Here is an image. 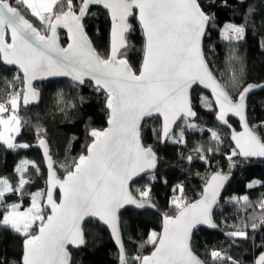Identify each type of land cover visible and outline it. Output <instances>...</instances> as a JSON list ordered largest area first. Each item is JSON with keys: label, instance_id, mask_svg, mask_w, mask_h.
Masks as SVG:
<instances>
[{"label": "snow or ice", "instance_id": "snow-or-ice-1", "mask_svg": "<svg viewBox=\"0 0 264 264\" xmlns=\"http://www.w3.org/2000/svg\"><path fill=\"white\" fill-rule=\"evenodd\" d=\"M20 6L40 21L43 32L21 13ZM93 6L105 10L111 21V50L107 58L95 51L85 32L86 16L95 15L91 11ZM224 6H227L226 0ZM253 12L254 9L249 7L246 18ZM130 18L137 21L144 39L143 59L138 70H133L127 59L118 58L122 55L120 50L128 47L126 34L134 30ZM214 20L215 16L206 13L199 0H0V62L18 66L22 71L27 89L24 103H29V97L38 98L39 93L32 88V81L37 78L71 77L82 85L88 77L95 82L96 91L105 93L109 110V126L89 132L92 142L86 146L87 153L74 158L71 165L61 166L66 172L63 179L57 177L47 141L39 138L43 130L37 128L39 146L43 148L48 164V187L31 194V206L26 210H20L21 203L8 204L6 194H16L22 200L25 185L31 183L23 175L30 162L22 160L17 166L16 171L21 174L17 184L13 185L8 178H0V209H3L0 227L10 228L24 237L19 264H72L68 246L85 244L81 227L85 217H98L111 230L118 246L119 264H204L193 252L192 232L200 224L216 227L211 217L212 207L217 203L219 189L227 176L212 175L201 198L194 203L184 200L183 185L173 189L180 193L170 201L176 214H165L162 231L149 234L146 243L153 248L150 255L128 256L118 213L129 204L137 208L154 207L150 203L151 188L137 189V195L129 188L134 177L157 165L153 148L142 143L141 122L154 115L163 117L157 139L161 142L171 139V125L178 118L196 116L190 96L194 84L211 88L220 122L231 128L227 119L229 114L240 120L243 131H232L235 148L228 156L232 166L236 165L232 157L237 155L264 157V139L249 126L245 114L246 94L252 86L245 88L234 100L227 88L238 83L235 75L229 84L222 85L205 59L202 39L207 29L214 26ZM58 28L67 29V47L59 44ZM245 33V25L228 23L221 35L228 41H241ZM6 37H10V42ZM261 46L264 47V42ZM229 59L236 61L239 58L233 53ZM19 99L20 93L16 92L6 102H0V114L10 109L12 112L7 118L0 116V142L10 150L30 147L26 143H15L12 135L21 129V119L16 112ZM80 99L84 100L83 97ZM202 99L211 107L207 98ZM187 127L195 128L196 125L187 124ZM210 132L216 147L206 151L213 152L218 150L222 138L216 131ZM173 142H183V130L180 139ZM196 151L200 153L199 158L207 162L205 150L197 148ZM192 159V156L188 157L189 162ZM33 167L36 168L34 163ZM257 183L248 187H255ZM56 188L61 193L59 203L54 199ZM44 199L47 201L44 207H50L51 215H46L43 210L41 202ZM232 199L237 203H250L247 196ZM258 204L264 213V199ZM260 223L264 224V217ZM257 227L252 224L253 229ZM228 235L247 238L246 231ZM210 258L213 264L224 260L238 264L216 250L210 252ZM255 264H264V253Z\"/></svg>", "mask_w": 264, "mask_h": 264}, {"label": "trees", "instance_id": "trees-1", "mask_svg": "<svg viewBox=\"0 0 264 264\" xmlns=\"http://www.w3.org/2000/svg\"><path fill=\"white\" fill-rule=\"evenodd\" d=\"M206 13L213 14L214 26L208 28L203 43L205 58L216 77L223 85L229 84L233 75L238 82L235 87L227 90L235 100L240 92L249 84L264 83V0H199ZM251 7L254 12L246 18L247 9ZM22 14L33 23L41 32L44 31L40 21L26 13L20 6ZM95 15L86 16L85 29L98 53L107 58L110 52L111 24L105 10L100 7L91 8ZM133 31L127 35L128 47L120 56L125 58L138 70L143 59L144 39L139 24L132 19ZM232 23L245 25V37L241 41H228L222 38L225 24ZM61 42L64 46L67 39L61 33ZM239 59L232 61L231 54ZM19 77V79H15ZM41 92V103L38 107H25L21 103L23 94V81L21 75L14 68L4 66L0 62V102H6L11 94L20 93L19 118L21 130L15 143H26V149L10 150L0 143V178H8L15 185L19 181L17 166L22 160H31L35 163L28 167L24 175L31 180L25 185V191H45L47 174L40 152L34 148L39 138L46 139L51 148V154L56 164L58 175H66L62 165H71L74 158L86 154V146L92 142L89 132L92 129L102 130L107 125L109 112L105 104V93L98 92L90 83L77 85L66 80L48 81L37 85ZM81 97L84 98L81 101ZM202 98L211 102V107L204 104ZM192 100L197 112L194 122L182 120L171 139L166 143L157 139L161 132V121L158 118L145 122L142 128V139L145 146H151L160 157L157 172L148 175L132 185V192L151 188L150 202L156 211L146 210L138 212L133 209L125 210L121 214L122 233L124 245L128 256L138 254L149 255L153 250L146 241L151 232H161L163 216L175 215L176 211L170 201L173 196L180 193L173 192L177 185H183V197L188 203L198 200L203 192L209 177L216 173H229L234 180L223 194L221 203L217 207L214 219L220 230L211 232L203 228L195 232L192 241L194 252L206 264H213L210 252L220 251L223 256H230L238 264H255L259 255L264 253V217L258 202L264 199V162L260 160L241 159L239 155L232 157L236 162L233 167L228 156L234 149L230 141V131L220 126L216 121L217 110L211 98L195 87L192 91ZM248 120L253 130L264 139V90L252 95L248 101ZM182 123V125H181ZM229 123L236 130L239 124L234 119ZM195 124V128L187 127ZM43 130L37 136V128ZM183 130L184 142L174 143L180 139ZM216 131L222 138L218 150L206 151L209 147H216L211 138V132ZM197 148H203L207 162L199 158ZM193 159L189 162L188 157ZM155 176V179H150ZM259 182L255 187L248 185ZM247 196L250 203L235 202L233 197ZM58 199V195H57ZM18 201L24 202V207L31 204L30 196L6 194L8 204ZM47 214L46 210H44ZM3 209H0L2 214ZM257 224L256 229L252 224ZM35 228V226H34ZM246 231L247 238L231 237L232 232ZM85 247L72 251V264H119L116 250L108 230L95 221L85 224ZM24 237L14 233L10 228L0 227V264H19L23 253ZM143 245V247H141ZM219 264H229L227 260Z\"/></svg>", "mask_w": 264, "mask_h": 264}, {"label": "water", "instance_id": "water-1", "mask_svg": "<svg viewBox=\"0 0 264 264\" xmlns=\"http://www.w3.org/2000/svg\"><path fill=\"white\" fill-rule=\"evenodd\" d=\"M95 7H99V6H93L92 8H95ZM109 20H110V18H109ZM131 20H132V18H130V21H131ZM110 24H111V21H110ZM207 31H208V29H207ZM207 31H206V34H207ZM85 32H86V29H85ZM57 33H58V36H59V44H60V46H61V47H67V44H68V42H69L68 39H67V29H64V28H58V29H57ZM61 33L64 34V35L66 36V39H67V44H66V46H64V45L62 44V42H61ZM86 33H87V32H86ZM48 34L50 35V33H48ZM128 34H129V33H128ZM128 34H126V40H127V35H128ZM206 34H205V36H206ZM87 36H88V34H87ZM205 36H204L203 39H202V48H203V43H204ZM88 38H89V40L91 41V39H90L89 36H88ZM6 39L8 40V42H10V37H6ZM127 44H128V41H127ZM91 45H92V47L95 49V51L98 53V51H97L96 48L94 47L92 41H91ZM110 50H111V29H110ZM124 50H125V49H121V50H120L121 54L123 53ZM203 52H204V50H203ZM98 54H99V53H98ZM109 54H110V52H109ZM99 55H100V54H99ZM100 56H101V55H100ZM120 56H121V55H120ZM120 56H118V58H121ZM204 56H205V55H204ZM101 57H102V56H101ZM205 59H206V58H205ZM206 61H207V60H206ZM1 63H2V62H1ZM2 64H3V63H2ZM3 65H4V64H3ZM4 66L9 67V68H14L15 70H17L18 73L21 75V78H22V81H23V73H22V71L19 70L18 66H15V65H4ZM208 66H209V64H208ZM209 69L211 70L210 66H209ZM211 72H212L213 76L217 79V81H218L219 83H221L220 80L216 77V75L213 73L212 70H211ZM84 79H85V83H90V84H92V85L94 86V88H95V82H94V81H91L88 77H85ZM59 80H66V81L73 82V83H75V84H77V85H81V84H78L77 82H74V81L71 79V77H64V76H56V77H52V76H49V77H45V78H37V79H35V80L32 81V88L35 89V90L39 93V96H38L37 99H33V98L29 97V103H28V104H25V103H24V100H23V96H24L25 91H27V89H26V86H25L24 81H23V94H22V97H21V103H22V105L25 106V107H38V106L40 105V103H41V92H40V90L37 88V85H38V84H41V83L48 82V81H59ZM221 84H222V83H221ZM82 85H83V84H82ZM222 85H223V84H222ZM249 85H251L252 87H251L250 91L246 94V110H245V114H246L247 120H248V101H249L250 97H251L252 95H254V94H256V93H259V92H261V91L264 90V83H262V84H254V83H252V84H249ZM249 85H247L245 88H247ZM195 87H198L201 91H203L204 93H206V94L211 98V100H212V102H213V104H214V106H215V108H216V110H217V113H218V110H219V109H218V106L214 103L215 97H214V95H213V93H212L211 88H206L203 84H194V85L192 86V88L190 89V96H191V98H192V91H193V89H194ZM245 88H244V89H245ZM244 89H243L241 92H243ZM227 91H228V90H227ZM241 92H240V93H241ZM228 93H229V92H228ZM229 95H230V93H229ZM230 96H231V95H230ZM238 96H239V95H238ZM192 105H193V111L196 112V110H195V108H194L193 100H192ZM107 110H108V109H107ZM108 112H109V110H108ZM197 116H198V115H197V112H196V116H195V117H188V118L180 117V118H178V119L176 120V122H175L174 124L171 125L170 137H171V135H173V134L175 133V131H176V129H177V126L180 124V122H181L182 120L185 119V120H187V121H189V122H194V121H196ZM155 118H158V119L161 121V130H162L163 117H160V116H156V115H154L152 118H146L144 121L141 122V125H142V126H141V138H142V128H143L145 122H147V121H149V120H151V119H155ZM227 119H228V122H229L230 119H234L235 121H237L238 124H239V130H236V129H235L234 127H232V126H231V128H229L228 126L224 125L222 122H220V121L217 119V115H216V121H217V123H218L220 126L227 128V129L230 131V141H231V143L233 144V146H234V148H235V142H234V141L232 140V138H231V137H232V131L235 130L236 132H240V131H243V128H242V126H241V123H240V120H239L238 117L233 116L232 114H229L228 117H227ZM229 124H230V123H229ZM248 124H249V120H248ZM108 126H109V125H108V120H107V125H106L105 128H107ZM249 126H250V124H249ZM250 127H251V126H250ZM251 128H252V127H251ZM252 129H253V128H252ZM256 134H257V133H256ZM257 135H258V134H257ZM258 136H259V135H258ZM259 137H260V136H259ZM91 138H92V137H91ZM45 140H46V139H45ZM168 140H169V139L164 140L163 143H166ZM46 141H47V140H46ZM142 143L144 144L143 139H142ZM47 146H48V149H49V154L52 156V154H51V148H50V145H49L48 141H47ZM34 148L37 149V150L40 152L41 157H42V160H43V163H44V167H45L46 174H47V179H46V189H47V187H48V185H47V180H48V173H49V170H48L47 160H46V158H45V156H44V150H43V148H41V147L39 146V142H38L36 145H34ZM153 151H154V150H153ZM154 152H155V151H154ZM86 153H87V152H86ZM155 153H156V152H155ZM156 155H157V165H156V168H155V169H148V170H146L145 172H142L138 177H134L133 180L129 182V188H130V191H132V185H133L134 183H136L137 181L143 179L144 177H146V176H148V175H152V174H155V173L157 172V170H158V168H159V164H160V160H161V159H160V157L158 156L157 153H156ZM240 158H241V159L254 160V161H256V160H260V161H263V162H264V157L253 156V157H247V158H245V157L240 156ZM52 159H53V156H52ZM53 161H54V159H53ZM54 165H55V171H56L57 177L60 178V179H63V178H61V177L58 175V172H57V170H56V164H55V162H54ZM217 173H219V174H221V175H225V176H227L228 179H227L226 181L223 182V187H221V188L219 189V196L217 197V203L214 204L213 207H212L211 217H212V221L214 222V224L216 225V227H215V228H210V227H208V226L205 225V224L197 225V226L193 229V232H192V236H191V246H192L193 236H194L195 232H197L199 229L203 228V229L208 230V231H211V232H217V231L220 230L219 226H218L217 223L215 222L214 214H215V211H216L217 207H218L219 204L221 203V200H222L223 194H224L225 191L229 188V186L232 184V182H233V180H234V175H233V174H229V173H221V172H216V173H214V174H217ZM214 174H212V175H214ZM212 175L209 177V179L207 180V182L211 179ZM207 182H206V184H207ZM204 187H205V186H204ZM202 193H203V192H202ZM57 195H58V199H57ZM60 198H61L60 190H59V188H56V189L54 190V199H56L57 203H59ZM200 198H201V197H200ZM200 198H199V199H200ZM199 199H198V200H199ZM196 201H197V200H196ZM196 201H194V202H196ZM194 202H192V203H194ZM150 203H151V202H150ZM151 204H153V203H151ZM45 205H47V201H46V199H44V201H43V206H45ZM153 205H154V204H153ZM44 208H45V210L48 211V215H51V209H50V207H44ZM128 209H133V210L138 211V212H143V211H146V210H153V211H156V207H155V205H154V207H145V208H137L135 205H130V204H129V205H125L124 208H122V209L119 211V213H118V215H119V217H120V224H121V214H122L125 210H128ZM90 220L95 221V222H98L99 224H101L102 226H104V227L108 230L109 235H110V237H111V240H112V242H113V244H114L116 250L118 251V246L116 245L114 239L112 238V236H111V230L108 228V226L105 225L102 221H100L98 217H85V219L81 222V227H82V230H83V232H84L85 244H83V245H81V246H79V247H74V246H72V245H69L68 247H69V251H70V253H71V258H72V251H73V250H78V249H81V248L85 247V245H86L85 224H86V222H88V221H90ZM162 228H163V224H162ZM37 231H38V230H37ZM161 231H162V229H161ZM121 236H122V239H123L122 224H121ZM123 243H124V239H123ZM124 246H125V245H124ZM125 249H126V248H125ZM192 249H193V248H192ZM193 252H194V250H193ZM194 254H195V255H196L201 261H203L202 258H200L195 252H194ZM149 255H150V254H149ZM259 256H260V255H259ZM258 258H259V257H258ZM258 258H257V259H258ZM203 262H204V261H203ZM204 264H206V263L204 262Z\"/></svg>", "mask_w": 264, "mask_h": 264}, {"label": "rangeland", "instance_id": "rangeland-1", "mask_svg": "<svg viewBox=\"0 0 264 264\" xmlns=\"http://www.w3.org/2000/svg\"><path fill=\"white\" fill-rule=\"evenodd\" d=\"M17 109H19V108L17 107ZM3 114H4V113H3ZM11 114H12V113H11ZM11 114H10V115H11ZM0 116H2V114H0ZM181 125H182V123H181ZM20 130H21V129H20ZM19 133H20V132H19ZM19 133H18V134H19ZM18 134H16V133H12V135L15 137V140H16ZM15 140H14V142H15ZM183 142H184V139H183ZM0 143H3V142H0ZM28 161H29L30 163H29L28 166H27V170H28V167L31 166V165H33V163H34V162L31 161V160H28ZM34 164H35V163H34ZM26 172H27V171H26ZM26 172H24L23 175H25ZM18 174H19V176L21 175L20 173H18ZM9 182H10V181H9ZM10 183H11V182H10ZM38 191H39V190H38ZM35 192H37V191H31V192H30V191L28 190V191H25V194L29 195V196H30V199H31V194H32V193H35ZM184 200L187 202L186 199H184ZM43 201H44V200H42L41 204H42L43 210H45V208H44V206H43ZM31 202H32V201H31ZM15 203H21V209H20L21 211L26 210L27 208H29V207L31 206V204H30L28 207L23 208V207H24V202H23V201H18V202H15ZM44 212H45V211H44ZM46 212H47L46 215H48V211H47V210H46Z\"/></svg>", "mask_w": 264, "mask_h": 264}, {"label": "built area", "instance_id": "built-area-1", "mask_svg": "<svg viewBox=\"0 0 264 264\" xmlns=\"http://www.w3.org/2000/svg\"><path fill=\"white\" fill-rule=\"evenodd\" d=\"M8 107H9V109H10V105H8ZM16 112H17V114H18V116H19V112H18V110H16ZM11 113H12V112H11V109H10L9 112L3 114L2 116H3V118H7Z\"/></svg>", "mask_w": 264, "mask_h": 264}, {"label": "crops", "instance_id": "crops-1", "mask_svg": "<svg viewBox=\"0 0 264 264\" xmlns=\"http://www.w3.org/2000/svg\"><path fill=\"white\" fill-rule=\"evenodd\" d=\"M18 108H19V103H18Z\"/></svg>", "mask_w": 264, "mask_h": 264}]
</instances>
